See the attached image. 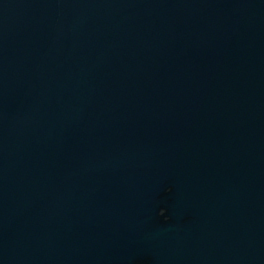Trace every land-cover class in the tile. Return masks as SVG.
Here are the masks:
<instances>
[{
    "label": "water",
    "instance_id": "1",
    "mask_svg": "<svg viewBox=\"0 0 264 264\" xmlns=\"http://www.w3.org/2000/svg\"><path fill=\"white\" fill-rule=\"evenodd\" d=\"M0 264H264V0H0Z\"/></svg>",
    "mask_w": 264,
    "mask_h": 264
}]
</instances>
